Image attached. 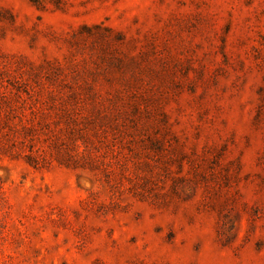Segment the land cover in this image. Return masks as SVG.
<instances>
[{"label": "rangeland", "instance_id": "obj_1", "mask_svg": "<svg viewBox=\"0 0 264 264\" xmlns=\"http://www.w3.org/2000/svg\"><path fill=\"white\" fill-rule=\"evenodd\" d=\"M0 264H264V0H0Z\"/></svg>", "mask_w": 264, "mask_h": 264}]
</instances>
